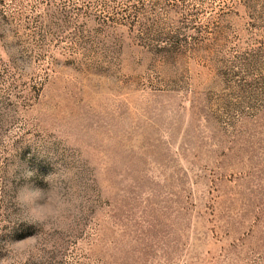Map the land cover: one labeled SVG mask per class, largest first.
Returning a JSON list of instances; mask_svg holds the SVG:
<instances>
[{"label":"rangeland","instance_id":"rangeland-1","mask_svg":"<svg viewBox=\"0 0 264 264\" xmlns=\"http://www.w3.org/2000/svg\"><path fill=\"white\" fill-rule=\"evenodd\" d=\"M0 264H264V0H0Z\"/></svg>","mask_w":264,"mask_h":264},{"label":"clouds","instance_id":"clouds-1","mask_svg":"<svg viewBox=\"0 0 264 264\" xmlns=\"http://www.w3.org/2000/svg\"><path fill=\"white\" fill-rule=\"evenodd\" d=\"M33 175L28 170L22 173L25 183L20 184L15 192L18 208L26 212L31 218L29 222L36 226L49 227L65 222L67 213L73 210L72 204L56 195L50 187L41 188L29 182Z\"/></svg>","mask_w":264,"mask_h":264}]
</instances>
